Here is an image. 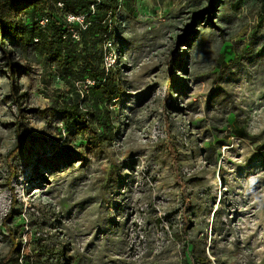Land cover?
<instances>
[{"label": "rangeland", "instance_id": "obj_1", "mask_svg": "<svg viewBox=\"0 0 264 264\" xmlns=\"http://www.w3.org/2000/svg\"><path fill=\"white\" fill-rule=\"evenodd\" d=\"M0 21L26 70L18 105L0 49V264L14 243L10 264H264V0H48Z\"/></svg>", "mask_w": 264, "mask_h": 264}, {"label": "trees", "instance_id": "obj_2", "mask_svg": "<svg viewBox=\"0 0 264 264\" xmlns=\"http://www.w3.org/2000/svg\"><path fill=\"white\" fill-rule=\"evenodd\" d=\"M48 0H0V6H5V7H12L16 11H20L23 9L27 8H35V7H40V6H46ZM39 5V6H38ZM45 8V7H44ZM42 10V8H41ZM47 10L45 9L44 12ZM48 17V22L47 26L54 28L55 34H59L61 30L64 29V26L66 25V22L64 19H59L55 13L51 12H46L45 14ZM11 24H8L6 22L0 21V49L2 52V56L4 59V65L6 67L7 71V79H9V95H11L14 103L18 104L19 100L23 98L24 95L19 93V87H18V79H17V74L19 73H26L25 69H21L18 67V64L16 62L12 61V57L10 52L4 48L3 42L5 40V36L10 33L11 31ZM33 29H36L37 34H42V31L37 29V26L35 25ZM86 48V47H85ZM60 53L59 49L53 50L49 53V60L50 61H56L60 63ZM98 59H96V64L98 66L99 62L101 61V52L98 55ZM104 74L103 72H101ZM108 74V73H107ZM103 82L99 87H96L98 89H105V88H110V93L112 94L115 88V82L109 79V76L104 75ZM94 88V87H93ZM55 93L59 92V90L53 91ZM81 97L79 94H77V99ZM54 102V106L51 107L50 110L59 113L63 121H68V120H74V122L78 121L76 124L82 125L80 127L81 131L87 130L88 133L91 134V138H95L97 142H101V140L108 139L111 137L112 132L106 134L102 133L101 136H97L95 129L93 126L89 123V121L85 118V116L82 114L81 110H79V105L77 104V101H72L70 98L65 101V99H62V101H58V99L52 98ZM95 102V101H94ZM19 105V104H18ZM42 112H45L44 110H41ZM110 136V137H109ZM172 149V148H171ZM173 157V162H175V155H172ZM176 163V162H175ZM16 251V244L14 243L11 247V250L5 255V257L2 258V264H10L8 263L9 259L12 257L14 252ZM202 264H211V260L207 257H203L199 259ZM26 264H34L33 261H26ZM16 264H19L16 262Z\"/></svg>", "mask_w": 264, "mask_h": 264}, {"label": "built area", "instance_id": "obj_3", "mask_svg": "<svg viewBox=\"0 0 264 264\" xmlns=\"http://www.w3.org/2000/svg\"><path fill=\"white\" fill-rule=\"evenodd\" d=\"M56 5L59 6L60 8H62L63 3L60 2V1H58V2H56ZM72 17L76 18L75 16H72ZM47 20H48V17H47V16L43 17V20L41 21V24H42V25H45V24L47 23ZM108 45H109V44H108ZM109 59H110V56H107V53H106V54L104 55V57H103V60H104V67H105L106 70H108L109 67L111 66V64L109 63V61H110ZM21 263H22V262H21Z\"/></svg>", "mask_w": 264, "mask_h": 264}]
</instances>
